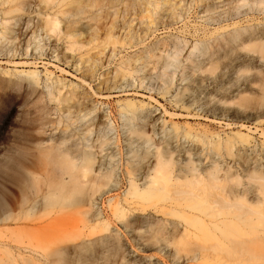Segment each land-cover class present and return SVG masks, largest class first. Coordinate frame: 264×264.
<instances>
[{
  "label": "bare ground",
  "instance_id": "obj_1",
  "mask_svg": "<svg viewBox=\"0 0 264 264\" xmlns=\"http://www.w3.org/2000/svg\"><path fill=\"white\" fill-rule=\"evenodd\" d=\"M202 1L204 3L206 0H200L199 2ZM168 2L169 0H0V44L2 43L3 38H5L6 41H18L16 47L17 52L19 47L22 48L24 45H26V51H28L34 42L35 49L38 50L40 48L43 49L41 39H38L39 31L45 33L62 32V34L64 33L65 37L70 40H68L71 45V48L69 47V49H72L73 51L81 50L87 45L94 44L93 49L96 50L95 55H90L88 50L85 54H80L79 59H77L76 56H73L74 63L78 65L80 64L79 66L82 67L89 64V68L92 69V72L91 70L90 72L94 74L96 69H93V66L95 65L98 67L100 65L99 63L103 61V55H106L105 52L107 48L111 46L114 48L113 53L116 54L117 52L115 48L117 45L124 44L123 46H125L127 44L126 40L133 39V36L129 35V33H133L132 30H128L132 28V23L130 27H122L125 29L126 33H128L127 37L124 38L121 35H116L118 33L117 21L123 16V12L124 14L125 12L128 14L135 12V15H141L142 17L151 20L154 14H157L158 10H162ZM228 2L232 5V13L231 9L227 10V13L225 12L227 18H223L224 21L225 19L226 21L233 20V23L228 24L230 23L228 22L223 25L221 23L222 20H219L220 14L223 13V16L226 15H224V11H226L225 8L220 11L222 13H218V18H214V21H217L218 19L222 24L215 29V32L223 33L221 31H227L225 30L226 28L230 30V26L235 27L234 29L230 27L233 30L227 32V34L230 33L228 36L224 32V38H222L223 36H218L219 39L216 38L215 41L218 40V47L221 48L225 46L223 42L226 43L228 47L229 44H227V42L234 43L241 41V46L239 44L241 48L236 44L239 48L237 50L241 49L242 51L244 50V52L248 50L250 52H246V54L250 55L253 52V55L257 54L259 59H257V61L255 59L257 56L254 57L251 59L253 63L255 60L256 62H264V29H261L262 27L256 26L255 24V26H253L252 24L254 22H250L254 20L252 16L256 17V15H253L255 14V9L259 10V7L261 9L264 0H228ZM229 5H227V7H229ZM121 6L123 8H121L122 11L120 9ZM254 6L256 7L254 8ZM36 11H39L38 16L43 17V23L40 26L37 25V29L33 31L34 28H31V21H23V15H21L20 12L30 15ZM175 14L174 16H180V13L178 12L177 15ZM236 18H241L239 20L240 22H250V24L247 25L246 23L245 26H241L239 25L241 24L239 21L234 22ZM11 19L15 20V23ZM125 19L126 17H124V20ZM83 20H89L90 22L80 24ZM260 20L258 21L260 22ZM102 21H104V23H102ZM259 22L258 25H260ZM106 23L108 25L110 23V25L108 26ZM63 24L64 26L62 30ZM13 25H17L18 28L13 30L11 27ZM105 25H107V30H104L106 33H100V31L102 32V27ZM30 34L31 36L27 40ZM173 39H170L171 41H161L162 43L160 42V44L163 46L162 48L149 46L137 58L127 56L126 59L124 58L125 60H121L122 63L120 64V69L122 68V73L128 72L131 74V71L135 70L134 68L137 63L140 61H149V59L158 56H160L158 58H162L159 59L161 62L166 58L162 64L159 61L160 67H164L166 70L172 67V65L175 64V61L179 58L177 57L179 56L177 55V49L181 48H179V45L185 46L184 41H187L185 39L182 41L181 38L176 36L174 38V35ZM169 42L172 43V45L177 43V49L175 47L173 48L177 50L175 51L176 53L174 52L175 54H172L171 52L173 55L172 57L177 55V58L175 57V59L171 58V55L167 56L165 53L168 52L167 49L171 47ZM181 43H183V45ZM198 45L195 43L193 50L198 49ZM217 45L214 49H216ZM166 47L167 49H165ZM233 47H235V44L232 48ZM112 48H110V50ZM183 48L185 49V47ZM184 49L181 48L182 51ZM221 49L224 51L225 48ZM233 49H236V47ZM157 51L160 55H157ZM222 51L220 50L219 52ZM169 52L167 54H169ZM215 52L219 53L218 50ZM180 53L178 52V54ZM216 53H213V55ZM217 55L215 56L218 60L221 55ZM148 61L144 62L142 66L145 65V63L147 64ZM214 61L215 59L213 60V58L210 60V62ZM215 63H217V61ZM202 64L205 63H197L195 68H198V70H204L206 66ZM241 64H243L245 68L248 66V64L245 65L242 62ZM213 65L214 63H210V67L206 68V70H211ZM137 66H139V64H137ZM242 66L240 67L242 68ZM164 68L159 69L163 70ZM137 69L142 71V68L138 67ZM165 69L160 72L161 74L162 72L163 74L165 73V78L162 77L163 74L162 76L160 74L158 77L163 80L166 79L164 81L168 82V79L172 76L170 74V77H167L166 73L169 72V70L165 72ZM2 74H4L6 78H0L1 91L5 92L6 88L9 87L18 88L20 90L23 88L27 89L32 85L34 88L32 95H35L39 101L47 99L45 92L39 91L43 79L37 70L14 73L16 76H24L25 79L23 80L22 78L20 80V77H12V72L9 70L4 71ZM7 76H11V78H7ZM48 79L49 78L47 77L45 83L48 82ZM173 79L171 78L172 81ZM171 80L169 81L170 83L168 82L165 84L166 90H164V95L169 92L168 84H171ZM103 83L105 85L106 81ZM119 85L118 83H113L107 85L106 89L117 91ZM45 86L50 103L57 104L55 109H65V111H69L70 113L72 108H77V110L80 111V114L83 115L81 112V110H83V103L80 105V93L77 91L78 89H71V95L69 96V93L67 95H62L61 89L58 88L55 90L51 87L52 85H48V83H46ZM63 86L66 87L65 85ZM122 88L120 87V89ZM240 89L241 88L237 89V99H239V103L243 105L245 104L246 99H244V93L243 91H240ZM1 91L0 103L1 101H4L2 99L3 94ZM261 92L264 93V82L261 84ZM176 101L183 102V105L185 106H190L188 105L189 102L184 104L183 98L181 97ZM145 105L146 104H143V102L136 104L135 102L128 100L123 104L124 109H121L122 113H125L123 110H127L128 112L126 113L130 112L134 115H132L134 118H138L137 120L141 119V122L139 121L140 123H138L139 127L142 125L141 128L136 127L135 129V126L131 127V132L133 131L132 134L134 133L138 137L133 138V136H135L133 134L132 139L131 137L129 138L131 139V141L129 140L130 143L133 142V139H137L138 141L141 140L140 137H144V144H149V147H147L146 150L138 151V149H136V151H134V149L130 155H127L126 159L121 163L123 169L118 167L119 163L115 159H113L115 160L113 162L111 159L112 154L109 155L108 151H106L108 148L104 150V143H107L106 146H108V142H104V140L106 141V138L99 132L101 129L97 132L100 133V136H104H102L104 140L102 138L98 139V134L97 139L94 138L95 134H93V132L96 133V128L102 127L103 131L104 125H107L106 127H108V124L110 123L109 121L111 120H109V118H107L108 116H106L101 110H99L98 115L96 114V123L93 122L96 124L95 131L91 132V123L89 124V122H85L88 126H86L85 129H81L82 126H79L78 123L76 124L77 121L74 122L75 119L73 120V123L69 122L72 121L73 118H71V120L68 121L69 123L66 122L67 124L63 125V133L67 134L69 132L68 135H63L56 139L54 137V139L45 141V134H43L45 131L42 130L41 133L43 134L44 139L42 138L41 141L37 143V146L35 145V149L33 148L32 150L31 148L26 147L25 144L20 143L21 145L15 149L12 148V150H7L8 152L6 151L5 160H2L5 162L3 164H6L5 166L8 168L9 174L12 177L20 180L25 178V181H27L26 179L31 177L35 179L37 178L36 176L41 174L43 176H50L51 178L58 177L56 179L60 180L56 189L59 191V195H55L54 192L46 194L48 195L45 197L47 200V207H44V216L40 218V221H43L44 218H46L45 220L49 218L48 220L49 222L51 221V224H56V222L52 223L55 220L57 221V218H52L53 208L58 204H64L70 199L71 202H75L78 206L81 205L83 207L82 213L85 215L86 219V222L84 223V226L86 227L83 226V228L87 230H85V232L86 236H89L90 242L106 236L105 238H112L114 243L118 244L117 247H119L122 240L121 235L124 234L126 238L129 235H125V232H122L117 228L113 231V221H119L124 226L125 230L131 234V232L134 231V225L136 224L131 220L132 214L136 212H155L161 214L163 219L157 220L149 226L148 231L151 232L152 235L142 242V247L135 241L132 242L130 247L136 252L133 246V244H135L136 249L145 251V249L149 248V243L154 240V244L161 245L165 242L168 251L165 252V249L159 248V257L147 256V260L142 264H178L184 259L181 255L184 250L192 251L196 258H209L213 261V264H250L249 261H252L253 264H264V167L261 163V152L264 154V148L261 150V148L257 149V146L252 145L254 138L249 133L237 132L236 136L231 140H213L209 139L210 137L207 132H194L195 129L189 126L180 130L178 125H175L174 127L172 126L174 133H172V135L170 133L171 140L165 141V145L161 147L160 143L155 144L154 139L152 140V134L155 129L153 130V128L150 127V124L151 122L156 123L157 120L152 113L150 114L151 111L148 113L145 112ZM45 106H49L48 103H46ZM52 109L54 110V108H51L49 114H52ZM86 113L82 118L88 116ZM80 114L78 113V115ZM129 115L131 116V114ZM132 116L131 119L133 118ZM148 119H150L151 122H149ZM83 121H81V123ZM52 122L53 121L50 120L47 124H51ZM107 122L109 123L107 124ZM92 128H94V126ZM150 129H152L151 131L153 132L148 136ZM156 130L155 133H158V130ZM92 134L94 136H92ZM68 141L69 143L70 141L72 143L68 144ZM189 142H192L193 145H186ZM237 145H247V148L253 147L254 150L257 149V156L259 158H253L254 161L250 162L247 167L245 165L237 166L235 165L237 163H232V161L228 162L223 158L221 151L224 149L228 155H231L233 148H236ZM102 152L105 154L107 153L108 156H110L109 160L111 161H105L106 159L108 160V158L105 157L106 159H103L105 154L102 155ZM211 154L219 156L220 158L211 157ZM245 163L248 162L246 161ZM50 164L54 166V169L52 168L53 170L49 172V168L47 169L46 166ZM115 165H118L116 168L118 167L120 170L122 169L121 173H117L118 177L121 176L120 180L116 174V170L119 169H116ZM39 170L40 173L38 172ZM41 171L43 172L41 173ZM66 177L69 180L64 182ZM125 185L126 188L123 191H120ZM28 191L29 194H23V196H21L22 198L19 197L20 199L17 202V206H11L7 208V211L5 210L7 212L5 216L3 215L5 214V212L3 213V209L2 213L0 209V214L3 216H0V223H3L2 225H5L10 233L12 232V234L8 235H14L15 237L16 232H18L17 230L22 231V229L25 228L29 229L27 224H24V221H28L27 216L30 208H27V205L31 200V188L30 190L28 188ZM28 191L26 190L24 193H28ZM18 195L19 194H17V196ZM9 198H11V194ZM4 202H9V200ZM4 206L2 205L1 207L5 208ZM16 208L20 211L16 210L17 212H15ZM50 218H52L53 221ZM61 219L63 220V218H59L58 221ZM65 220L67 221V219ZM75 220L76 219L72 221L74 222L72 224H75L73 226H77V221ZM49 222L47 223V226L51 225ZM14 223L16 225H14ZM39 223L40 222H38V224ZM68 224L71 225L72 229L78 228V226L74 228L72 224L67 221V226ZM44 226L46 228V225ZM67 226L63 225L62 228L64 229ZM38 227L39 226L35 228H37L36 232L39 234L36 233L37 235L35 234V236H33L34 239L37 237L36 241L38 245L36 242L34 245V240L29 238L32 242L29 241L30 245H34L33 248L37 245L36 251H33L30 245H27L29 244L28 242L25 246L22 245V243L25 244V242H21V246L19 244L20 249L18 253L13 251L14 248L12 247L14 244L11 246V241V243L8 241L10 244H5L4 241V243H1V246L15 259L19 258L23 261H32L35 262V264H57L58 260H55L54 257H64L67 248L62 246L55 249L53 246L65 244L66 238H62L65 231H63V233L61 232L62 236L61 234L59 235V233L55 236L52 228L45 229L42 225L45 230L40 231L41 227ZM28 229L27 231L33 229L31 232H34V228ZM38 229L39 232L37 231ZM46 230L49 232H46ZM31 232L27 233L31 234ZM66 232L64 234H66ZM32 235L34 234H31L30 237ZM38 235H41V237H38ZM14 237H11L13 241ZM17 237L18 239L23 238L16 235L15 241L18 240ZM128 243L130 244V242ZM125 259V256H123L119 259V263H124ZM134 264H140V262H134Z\"/></svg>",
  "mask_w": 264,
  "mask_h": 264
},
{
  "label": "rangeland",
  "instance_id": "obj_2",
  "mask_svg": "<svg viewBox=\"0 0 264 264\" xmlns=\"http://www.w3.org/2000/svg\"><path fill=\"white\" fill-rule=\"evenodd\" d=\"M199 1L200 0H169V2L163 7L162 10H158L157 14H154L151 20L144 18L141 15H135V12H132V14H128L127 12H125L124 14L123 12V16L118 19L119 21H117L118 33L116 35H121L124 38L127 37L128 33H126L125 29H123L122 27H130L132 23V28L128 30H132L133 33H129V35L133 36V39L126 40L127 44L125 46H123L124 44H121L122 47L120 44L117 45V47L115 48L117 52L116 54L113 53L114 48H112L111 46L107 48L105 52L106 55H103V61H101L100 63L98 62L100 65L98 67H96L95 65V67L93 66V69H96V73L94 72V74L91 73L92 69L89 68V64H86L84 67H82L79 66L80 64L78 65L73 62V56H76V58L79 59L80 54H85L88 50L90 52V55H95L96 50L93 49L94 44L87 45L81 50L73 51L72 49H69V47L71 46L69 43L70 40L65 37L64 33H45L43 31H39L38 39H41L43 49L40 48L36 50L35 43L33 42L28 51H26V45H24L22 48L19 47V50L16 52L18 41L12 42L8 40L6 41L5 38L2 39V43L0 44V78H6V76H4V74L2 73L6 70H9L10 72H12V77H20L19 79L21 80L22 78L23 80L25 79L24 76H16L14 75V73L37 70L41 78L43 79L42 86H40L41 89H39V87L38 89L39 91L45 92L47 99L39 101L35 95H32V91L34 90L32 85L27 89L23 88L21 90L14 87L6 88L5 92L0 90L3 94L2 99L4 100L0 103V209L1 213L3 209V213L5 212V214L3 215L5 216L7 214V208L11 206H17V202L20 198H22L21 196H23V194H29L28 188L29 190L31 188V203L29 201L27 205V208H30L27 216L28 221H24V224H27L29 229L34 228V232H31L33 229L27 231L28 228L22 229V231L17 230L18 232H16V235L23 237L22 239H18L17 237V243V241H15L16 235L15 237L14 235H8L12 234V232L10 233L6 226H3V223H0V264H35V262L32 261H23L19 258L15 259L8 251H6L1 246V243H4L5 241V244H10L12 242L11 246H13L14 244L12 248H14V252L16 251L15 253H18L21 242H25V244L22 243V245L25 246L27 242L29 243L30 239H33V244L35 245L36 242V244L38 245L36 241L37 237L35 239L33 237L37 233V228H35L37 226H39L38 228L41 227L40 231L52 228L55 236H57V233H59L60 235L61 232L63 233V231H69H67L66 234H64V232V236H62L61 234L62 238H66V242L64 245L59 244L53 246V248L55 249H58L62 246L67 248L66 252L64 253L66 254L64 257H54L55 260H58L57 264H121V262L119 263V259H121L123 256H125L126 259L122 264H134V262H140V264H142L145 260H147V256L159 257V248L165 249V252L168 251V249H166L165 242H163L161 245L154 244L155 242H153V239H151L153 240V243L150 242V240V243L148 245L149 248L145 249V251L136 249L135 244H133V246L136 252L130 247V245H132V242L134 241L142 247V242L152 235V233L148 231L149 226L152 225L155 221L163 219V216L161 214L155 212H136L132 214L131 220L136 224L134 225L135 229L133 232H131V234H129L125 230L124 226L119 221H113V231L117 228L122 232H125V235H129L127 238L124 236V234L121 235L122 240L119 247H117L118 244L114 243L112 238H105L106 236L104 238H100L99 240H93L94 242H90L89 236H86V229L83 228L84 223L86 222L85 215L82 213L83 207L81 205L78 206L75 202H71L70 199L67 200L64 204H58L53 208L52 218H57V221H53L52 218L50 219L53 221L52 223L56 222V224H51V221L49 222L48 220L49 218H47V220H45L46 218H44L43 221H40V218L44 216L43 209L44 207H47V200L45 199V197H47L48 195L46 194L54 192L55 195H59V191L56 189V187L59 185L60 179H56L58 177L51 178L50 176H43L42 174L36 176L37 178L35 179L32 177L27 178V181H25V178L20 180L12 177L9 174L8 168L5 166L6 164H3L5 163L3 161L5 160L6 151H10L12 150V148L15 149L16 147L21 145L20 143L25 144L26 147H29L33 150V148H36L35 145L37 146V143L41 141L42 138L44 139V137L45 141H47L49 139H54V137L56 139L63 135H68L69 132L67 134L63 133V125L69 122L73 123L74 119V122L77 121L76 124L78 123L79 126H85L83 128L81 127V129H85L86 126H88V122L89 124L91 123V128L89 127L90 130L92 129L91 132L95 131L96 124H94L93 122L96 123L95 118L97 117L99 110L105 113V115L108 116L107 118H109V120L111 119L110 121L108 120L110 123L107 122V124L109 123L108 127H106L107 125H104L103 131L102 127H97L96 133L93 132L96 137L93 134L92 136H94L95 139H97L98 135L100 136V133L105 136L106 141L104 140V138H102L103 135H101L100 137L98 136V139L102 138L104 142H108V146H106L107 143H104V150L108 148L106 151H108L109 155L112 154L111 159H115L119 163H115L119 165H115V168L116 166H118L123 169L121 163H123V160L126 159V156L130 155V153L134 149V151H136V149H138V151H143L146 150L147 147H149V144H144V137H140L141 140L138 141L137 139H133V142L130 143L134 134H132L133 131L131 132V127L135 126L136 129V127L141 128L142 125L141 127L138 126V123L141 122V119L139 118L140 120H137L138 118L136 117L135 119L132 113H126L128 112L127 110H123V112L125 113H122L121 109L123 108V104L128 100H131L136 104H138L139 102H143V104H146V108L144 107L146 111L144 109L143 110L147 113L151 111L150 114L152 113L155 116L157 125L155 122H151V118L148 119V121L151 122L150 127L153 128V130L157 129L158 133H155L154 130V133L152 134L153 131H151L152 129H150L151 133L148 131V136L149 134H152V140L154 139L155 144L160 143L161 147L165 145V141L171 140V135L172 133H174L172 128L175 125H178L180 130L186 128V126H189L195 129L194 132H207L210 137L209 139L213 140H231L236 136L237 132L249 133L254 138V142L252 145L257 146V149L261 148L262 150L264 148V93L261 92V84L262 82H264V62H256V60L259 58L257 54L253 55L254 52H251L252 54L250 55L246 54V52H250L248 50H246L245 52L241 49L237 50L239 48L236 44H238L239 46L241 41L234 43L230 42L232 44L227 42V44L230 45H228V47L226 43L223 42L226 47H221L223 49L225 48L224 51H222V49L218 47L219 44L217 45L218 40L215 41L216 38H218V36H223L222 38H224L225 33L228 36V34L230 33L227 34V32H230V30L232 31L235 26H230L233 29L229 27L230 30L226 28L225 30L227 31H221L223 33H216L215 29L222 24L225 25L228 22H230L228 24L233 23V20L226 21L225 19L224 21V18L227 16V10H230L232 8V5L230 4V2H228V0H220L221 2L219 0H206L204 1V3L203 1ZM227 5H229V7H227ZM262 5L261 9L260 7L259 10L255 9V14L253 15H256V17L252 16L254 20L250 22H254L252 24L253 26L256 25L262 27L261 29H264V4ZM255 7L256 6H254V8ZM121 8L122 6L120 7V9ZM223 9L226 10L224 11V15L226 14L225 16H223V13L220 12ZM177 12L180 13L181 17L177 15ZM38 13L39 11H36L29 15L20 12V14L23 15V21H31V28H34L33 31L37 29V25L40 26L43 23V17L38 16ZM218 13H222L220 14L221 16L219 15V20L223 21H221L222 24L220 23V21H218V19V22L214 21V18H218ZM174 14L177 16H174ZM124 17H126L125 20ZM240 19L236 18L234 22L239 21ZM258 20H260V22ZM12 21L14 22L15 20ZM257 21L260 25H258ZM89 22V20H83L82 22H80V24ZM250 22L239 21V23H241L239 25L245 26L246 23L247 25H249ZM102 23H104V21H102ZM107 25H105L106 27H102V32L100 31V33H106V31L104 30H107ZM63 26L64 24L62 25V30ZM11 27L13 30L18 28L17 25H13ZM173 35L174 38L176 36L181 38L182 41L184 39L187 41H184L185 46L179 45V48L181 47L182 49H184L183 47H185L183 51L181 50V48H176L177 43H175V45H172V43L169 42L171 44V47H169V49H167V47L165 48L168 52L172 49L169 54H167L168 52H165L167 56L171 55V58L175 59V57L179 55L177 56L179 58L175 61V64L173 63L174 65L167 69L169 70V72H167L164 67H160L159 59L162 58H158L160 57L158 56L149 59V61L147 60L148 63H145V65L143 66L142 64L147 61H142L143 63L140 61L139 63H137L139 64V66H137V64V67L134 65L135 70H132L131 74L128 72L122 73V68L120 69V64L122 63L121 60H125L127 56L137 58L149 46H157L162 48L163 46H161L160 42L173 39ZM30 36L31 34L28 36L27 40L30 38ZM195 43H197V45L199 43L198 49L193 50ZM181 44L183 45V43ZM215 44L218 47H216V49H214L216 46ZM234 44L236 49H233L235 47L232 48ZM174 47L178 50L179 53L181 51L182 52L180 54H178L177 52V55H175V57H172V54H175V51H177L173 49ZM110 48L112 49L110 50ZM214 50H218V52L221 50L222 52L216 53ZM213 53H216L215 55L219 54L217 56L221 55L219 57L220 59H218L219 61L216 59V56L213 55ZM157 55H160V53L158 52ZM244 56L247 58H245ZM256 56L257 58H255L256 60L253 63L251 59ZM212 58L213 60L215 59L214 62H210ZM165 59L163 61H165ZM216 61L217 63H215ZM200 62H204L205 64L202 65L206 66V68L210 67V63H214V65L209 71H207L206 68L204 70H198V68H195V66H197V63ZM241 62L245 65L248 64V66L245 68V66L241 64ZM240 66H242L243 69ZM138 67L142 68V71H139V69H137ZM159 68L165 69V72H167V77H170L171 74L172 77L168 79V82L171 80V78L173 79L174 77L173 81L171 80V84H168L169 92L165 95V84H167L168 82L164 81L166 79L163 80L162 78L158 77L161 74L160 72L164 70H160ZM164 75L165 73L162 76L163 78H165ZM47 77L49 79L46 83H48V85H52L51 87H53L55 90H57L58 88L61 89L62 95H67L69 93L70 96L73 89H78L77 91L80 93V105H82L83 103V110H81L83 115L80 114V111H78L77 108H72V111H70V113L72 112L71 114L69 113V111H65V109H55V107H57V104L50 103V100L47 96V90L45 86V80L47 79ZM7 78H11V76H7ZM102 81H106L105 85ZM113 83H118V85L120 84L121 86L119 85L117 91L107 90L106 86ZM63 85H65L66 87H64ZM120 87L124 88L120 89ZM239 88H241L240 91H243L244 99H246V102L243 105H241V103H239L240 100L237 99V89ZM180 97L183 98L184 104L189 102L188 105L190 106L183 105V102H177L176 100ZM46 103H48L49 106H45ZM51 108H54V110L52 109V114H49ZM78 113L80 115H78ZM85 113L88 114V116L86 115V118H82ZM129 114H131V116L133 115L132 117L134 119H131V116ZM71 118H73L72 121H69L71 120ZM84 118L85 120L83 121ZM50 120L53 122L51 124H47V122ZM81 121L83 122L81 123ZM85 122L87 123L85 124ZM93 126L94 128H92ZM42 130L45 131V133H43L45 134L44 137L41 133ZM97 131H99L100 133ZM130 137L131 139H129ZM135 137L138 136H133V138ZM71 143V141L70 143L68 141V144ZM188 144L193 145L192 142H189L186 145ZM257 149L254 150L253 147L247 148V145H237L236 148H233L231 155H228L224 149L221 151V154L223 158L228 162L232 161V163H237L235 164L237 166L245 165L247 167L249 166L250 162L254 161L253 158H259L257 156ZM104 154L105 153L102 152V155ZM106 154L104 155L103 159H106L105 157H107L108 160L106 159L105 161H111L109 160L110 156H108V154L106 156ZM211 157L220 158L219 156H215L214 154H211ZM261 159V163L264 167V154L262 152ZM115 160H113V162ZM246 161L248 163H245ZM46 167L47 169L49 168V172L54 169V166H52L51 164ZM37 168L39 169L38 166ZM122 169L116 170V174L121 173ZM38 172L40 173V170ZM42 172L43 171H41V173ZM120 177L121 176L118 177L119 180L121 179ZM67 180L69 179H67L66 177L64 182H67ZM24 181L27 183H25ZM125 188L126 185L120 191H123ZM26 190L28 191V193H24V191ZM10 194L11 198H9ZM17 194L19 195L17 196ZM8 200L9 202H4ZM2 205H5V208H2ZM16 210L18 211L19 209L16 208L15 212H17ZM0 216L3 217L1 214ZM59 218H63L66 223L62 219L58 221ZM64 218L67 219L70 224L74 223L72 221L76 219V225L78 226V228L80 226L79 232L78 228H75L77 226H73L75 224H72L75 229H72L71 225L69 224L67 226V221ZM46 221H48L51 225L47 226L48 222ZM38 222L40 223L38 224ZM41 224L44 228V225H46V228L43 229ZM14 225L16 224L14 223ZM63 225L67 226L66 228H64L66 230L62 228ZM37 231L39 232V229ZM27 232H31V234L34 235L30 237L31 234ZM46 232L49 231L46 230ZM67 233L69 234V237ZM7 235L9 238L7 237ZM10 236L14 237V241ZM39 236L41 237V235H38V237ZM8 241L11 242L9 243ZM128 242H130V244ZM15 245H17L18 247ZM27 245L29 246L30 243ZM37 245L35 246V248H33L32 244L30 245L33 251H36ZM181 255L184 257V259H182L178 264H213V261L209 258L194 257L192 251L184 250ZM249 263L253 264L252 261H249Z\"/></svg>",
  "mask_w": 264,
  "mask_h": 264
}]
</instances>
